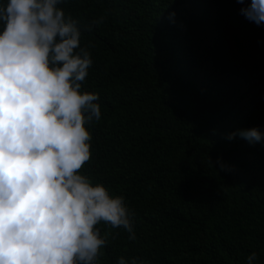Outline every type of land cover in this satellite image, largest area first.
Masks as SVG:
<instances>
[{
    "label": "trees",
    "instance_id": "1",
    "mask_svg": "<svg viewBox=\"0 0 264 264\" xmlns=\"http://www.w3.org/2000/svg\"><path fill=\"white\" fill-rule=\"evenodd\" d=\"M7 0H0L4 6ZM238 0H62L98 95L86 123L93 184L124 197L136 239L95 227L94 264H264V23ZM93 21L91 30L86 26ZM4 24L0 22V31Z\"/></svg>",
    "mask_w": 264,
    "mask_h": 264
},
{
    "label": "clouds",
    "instance_id": "2",
    "mask_svg": "<svg viewBox=\"0 0 264 264\" xmlns=\"http://www.w3.org/2000/svg\"><path fill=\"white\" fill-rule=\"evenodd\" d=\"M61 2L0 6V264H94L106 243L95 227L101 221L136 239L124 197L80 173L90 159L85 124L101 111L97 94L81 92L92 60ZM241 12L264 23V0H250ZM236 135L264 139L257 128L228 139ZM118 264L143 262L120 257ZM247 264H258L255 252Z\"/></svg>",
    "mask_w": 264,
    "mask_h": 264
}]
</instances>
